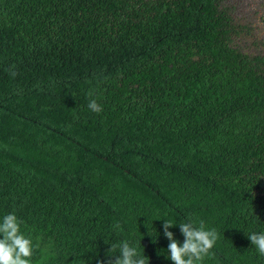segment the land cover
<instances>
[{"label": "trees", "instance_id": "trees-1", "mask_svg": "<svg viewBox=\"0 0 264 264\" xmlns=\"http://www.w3.org/2000/svg\"><path fill=\"white\" fill-rule=\"evenodd\" d=\"M252 28L230 0H0V222L23 221L31 264H107L122 241L172 264L164 219L181 244L179 223L216 229L202 264H264Z\"/></svg>", "mask_w": 264, "mask_h": 264}, {"label": "clouds", "instance_id": "clouds-1", "mask_svg": "<svg viewBox=\"0 0 264 264\" xmlns=\"http://www.w3.org/2000/svg\"><path fill=\"white\" fill-rule=\"evenodd\" d=\"M8 71L13 78L17 75L15 65ZM88 95L93 96V92L90 91ZM87 107L97 114L103 110L96 99H90ZM22 223L14 212L5 215L0 222V264H31L34 245L32 239L21 232ZM173 226L174 222L164 219L163 234L169 241L167 251L172 264H202L219 238L216 229H206L202 220L198 226L192 220L179 223V231L184 237L181 244L169 231ZM114 227L119 229L120 225L117 223ZM247 238L256 246L259 254L264 256V233H251ZM114 247L115 245H111V248ZM119 247L120 255L114 260L109 259L107 264H149V258L141 255L128 241H122Z\"/></svg>", "mask_w": 264, "mask_h": 264}, {"label": "rangeland", "instance_id": "rangeland-1", "mask_svg": "<svg viewBox=\"0 0 264 264\" xmlns=\"http://www.w3.org/2000/svg\"><path fill=\"white\" fill-rule=\"evenodd\" d=\"M231 5L234 7V15L237 17L238 21L242 24H254L252 28V34L245 35L241 40L242 45L246 46L249 51L260 50L264 53V45L261 48L254 45V42H258L264 39V23H261L259 19L261 15L264 14V0H230ZM258 6L263 9H257Z\"/></svg>", "mask_w": 264, "mask_h": 264}, {"label": "flooded vegetation", "instance_id": "flooded-vegetation-1", "mask_svg": "<svg viewBox=\"0 0 264 264\" xmlns=\"http://www.w3.org/2000/svg\"><path fill=\"white\" fill-rule=\"evenodd\" d=\"M264 6V5H263ZM257 9H263V8H260L259 6H258V8ZM260 20H261V23H264V14L263 15H261L260 16V18H259ZM250 26H253L254 27V24L253 23H251V24H249ZM261 41H263L264 42V39L263 40H260V41H258V43H260ZM264 54V53H263Z\"/></svg>", "mask_w": 264, "mask_h": 264}]
</instances>
